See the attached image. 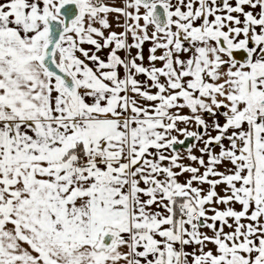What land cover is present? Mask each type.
<instances>
[{
	"label": "snow or ice",
	"instance_id": "obj_1",
	"mask_svg": "<svg viewBox=\"0 0 264 264\" xmlns=\"http://www.w3.org/2000/svg\"><path fill=\"white\" fill-rule=\"evenodd\" d=\"M0 264H264V0H0Z\"/></svg>",
	"mask_w": 264,
	"mask_h": 264
},
{
	"label": "crops",
	"instance_id": "obj_2",
	"mask_svg": "<svg viewBox=\"0 0 264 264\" xmlns=\"http://www.w3.org/2000/svg\"><path fill=\"white\" fill-rule=\"evenodd\" d=\"M145 51L147 52V47H146Z\"/></svg>",
	"mask_w": 264,
	"mask_h": 264
}]
</instances>
